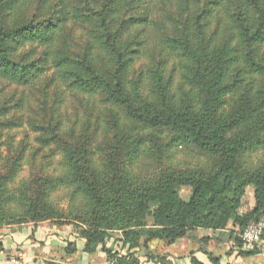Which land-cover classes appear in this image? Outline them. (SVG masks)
<instances>
[{
	"label": "trees",
	"instance_id": "trees-1",
	"mask_svg": "<svg viewBox=\"0 0 264 264\" xmlns=\"http://www.w3.org/2000/svg\"><path fill=\"white\" fill-rule=\"evenodd\" d=\"M49 71L85 113L32 119L51 173L18 183L21 155L0 160V227L73 220L85 253L141 264L131 250L150 240L264 217V0H0V78L28 86ZM181 148L194 163L170 161ZM247 186L255 206L240 212ZM189 264L205 263L193 252Z\"/></svg>",
	"mask_w": 264,
	"mask_h": 264
},
{
	"label": "rangeland",
	"instance_id": "rangeland-1",
	"mask_svg": "<svg viewBox=\"0 0 264 264\" xmlns=\"http://www.w3.org/2000/svg\"><path fill=\"white\" fill-rule=\"evenodd\" d=\"M81 37L82 34L77 32L74 42L79 44ZM51 74L52 71H49L45 77L28 86L16 85L0 78V105H5L9 110L5 117L7 123L0 125V160L4 161L21 155V167L16 178L18 183L28 180L33 174L51 173L53 170L50 158L46 156L50 154L48 148L45 147L43 152L37 151L39 142L36 138L39 133L30 126L32 119L37 122L53 118V109L58 106L64 112L67 111L68 115L64 114L68 119H73L76 113L81 115L85 113L84 108L77 105L67 90L56 87L59 86L58 81L56 79L51 81ZM99 133L100 136L97 135L96 140L100 142L104 134L101 130ZM194 155L192 151L181 148L174 153V158L172 157L170 161L183 166V164L194 163ZM170 161L169 163L172 164ZM163 162L166 163V161ZM180 194L187 200L189 188L182 187ZM52 200L56 205L66 209L70 197L67 190H60L52 196ZM254 206V189L252 186H247L239 211H250ZM77 225L79 224L76 221L65 219L60 222L27 221L1 226L0 242L4 251H0V264H53L51 262L112 264L113 261H108L107 255L101 250L91 254L85 253L82 249H77L73 253L64 250L68 241L75 244L80 241L84 244L77 234ZM38 228L42 230L39 238L47 239L51 235H56L57 238L51 239V242L46 245L44 240L36 238L35 232ZM230 232H234V235L230 236ZM110 234L111 237L106 241V246L113 244V251L121 254L126 247L122 249L121 243L114 241L120 237L121 233L113 231ZM58 238H60L59 241H56ZM239 239L242 241L243 249L256 250L257 253L250 256L238 253ZM131 251L135 252L141 264H159L157 261L164 256L171 264H189V257L193 252L205 264H212L205 253L217 257L219 264H264V217L257 222L249 223L243 230L238 229L232 220L224 229L194 227L189 229L185 236L172 243L164 240H150L141 248ZM146 252L154 258L148 259Z\"/></svg>",
	"mask_w": 264,
	"mask_h": 264
},
{
	"label": "crops",
	"instance_id": "crops-1",
	"mask_svg": "<svg viewBox=\"0 0 264 264\" xmlns=\"http://www.w3.org/2000/svg\"><path fill=\"white\" fill-rule=\"evenodd\" d=\"M53 228H54V227H53ZM55 229H56V228H55ZM41 231H42V230L39 229V228H38V230H36V232H35V234H36V238L39 239V240H44L45 243H46V245H48V243L51 242V239H53V238H55V237L57 238L56 235H51L50 237H47V239H45V238H44V239L39 238V235L42 234ZM59 239H60V238L56 239V241H59ZM62 239H63V238H62ZM71 240H72V239H71ZM52 242L54 243V241H52ZM76 244H77V245H76V246H77V249H82V248H83V245H84L83 242H80V241L78 242V241H77Z\"/></svg>",
	"mask_w": 264,
	"mask_h": 264
}]
</instances>
